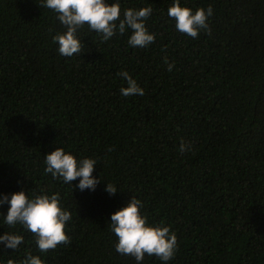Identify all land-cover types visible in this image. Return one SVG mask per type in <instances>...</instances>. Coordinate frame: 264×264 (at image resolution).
I'll return each mask as SVG.
<instances>
[{
    "label": "trees",
    "instance_id": "1",
    "mask_svg": "<svg viewBox=\"0 0 264 264\" xmlns=\"http://www.w3.org/2000/svg\"><path fill=\"white\" fill-rule=\"evenodd\" d=\"M43 2L0 0V197L58 193L70 243L41 252L34 234L4 222L5 203L0 235L23 243L0 244V264L27 252L43 264H137L117 253L109 226L131 197L149 225L177 237L171 260L145 254L140 264H264V0H180L212 8L210 34L197 38L168 16L174 0H106L121 19L151 7L154 42L131 47L130 29L102 41L84 25L72 57L59 54L52 37L66 29ZM121 71L144 95H121ZM182 140L191 150L180 151ZM56 147L96 161L94 191L45 173Z\"/></svg>",
    "mask_w": 264,
    "mask_h": 264
},
{
    "label": "clouds",
    "instance_id": "2",
    "mask_svg": "<svg viewBox=\"0 0 264 264\" xmlns=\"http://www.w3.org/2000/svg\"><path fill=\"white\" fill-rule=\"evenodd\" d=\"M40 7H46L58 14L57 19L66 29L62 34L56 33L52 39L58 43V52L64 57L81 54L82 43L77 37V32L84 25L90 30L101 34L102 41L112 38L117 32L124 34L126 29L131 30L128 44L131 47H146L155 40V35L150 34L145 26V21L152 13L151 7L139 10L126 9L121 19V9L118 3L109 4L106 0H44ZM167 14L174 18L176 29L192 38H197L201 30L210 34L207 18L211 16L212 8L207 11L197 8L182 7L180 0H174L168 8ZM165 63L167 59L165 58ZM172 64H168L171 71ZM119 75L126 81L127 87H122L120 93L124 97L144 95L126 71ZM191 150V144L181 141L180 151ZM45 173H50L53 178L62 179L63 183L71 184L79 178L75 185L80 191L85 189L94 191L100 183L99 177H93L96 161L91 158L77 160L73 155L66 153L62 148L56 147L54 151L45 155ZM72 185V184H71ZM104 191L110 195L117 193L116 187L105 184ZM9 205L5 223L9 226L20 224L34 234L36 245L41 252L54 250L60 244L70 243V238L65 234L66 222L70 221L71 213L62 209L59 194L34 195L29 198L23 191L12 193L11 196L0 197V205ZM143 205L139 199L131 197L124 207L111 214L110 228L117 237L116 251L122 255L135 258L137 264L143 261L145 254L155 255L160 260L167 262L174 257L177 250V237L169 227L158 225L151 226L146 217L140 213ZM23 243V237L5 232L0 235V244L8 249L17 250ZM8 264H14L12 260ZM20 264H43V261L30 252L25 254V259Z\"/></svg>",
    "mask_w": 264,
    "mask_h": 264
}]
</instances>
